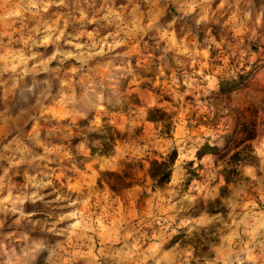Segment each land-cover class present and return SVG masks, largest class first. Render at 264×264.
<instances>
[{"label": "rangeland", "instance_id": "1", "mask_svg": "<svg viewBox=\"0 0 264 264\" xmlns=\"http://www.w3.org/2000/svg\"><path fill=\"white\" fill-rule=\"evenodd\" d=\"M191 2L157 6L143 39L120 44L108 10L127 16L129 0H0V264H30L22 237L41 233L38 264H264V33L238 44L229 32L217 47L208 41L225 39L230 14L216 13L209 37L182 19ZM97 49L109 59L97 64ZM85 66L126 77V103L66 115L81 80L71 69ZM151 107L169 116L167 128L146 119ZM98 125L120 134L102 155L87 147L100 142ZM239 129L253 138L233 137ZM246 143L253 157L227 162ZM203 144L219 150L197 158ZM171 149L170 179L151 191L147 161ZM227 165L236 174L220 196ZM125 170L134 185L111 193L101 173Z\"/></svg>", "mask_w": 264, "mask_h": 264}, {"label": "clouds", "instance_id": "2", "mask_svg": "<svg viewBox=\"0 0 264 264\" xmlns=\"http://www.w3.org/2000/svg\"><path fill=\"white\" fill-rule=\"evenodd\" d=\"M6 3L7 0H4ZM63 3V0H60ZM114 3V0H112ZM141 0H129V4L133 5L131 12L125 15L123 10L116 11L114 8H109L108 17H111L109 22H115L117 24L118 32L124 34L125 39L120 41V44L127 43L131 39H143L145 34V28H150L154 24L153 9L157 6H165L169 3V0H143L145 5H148L147 11H142L140 8ZM214 0H192L187 10L184 12L182 19L185 23L191 21L195 25L196 29L208 28V35L211 36V26L213 23H219L216 17L217 12L229 13V19L222 31H225V39L217 44L215 38H211L208 42L210 44H216L220 47L221 44L227 43L228 33L231 32L232 38L237 43L241 42V37L246 32H251V40L256 43L261 33H264V0H220L216 10L211 9V4ZM202 4H206L209 7L203 8L197 13V8ZM163 11V8H161ZM159 15V13H156ZM165 15H168L165 13ZM150 17L148 24L143 28L140 26V21L143 17ZM103 18V17H102ZM176 20L171 22L174 25ZM170 25V26H171ZM139 34V36H138ZM69 55H71L69 53ZM99 58L96 61L97 64L109 59V54L106 50L97 49L91 53V57ZM117 59L125 60L127 57H117ZM149 60L151 57L148 58ZM107 67V65H105ZM74 73L81 74V80L79 81L80 87L71 88L69 95L72 97V102L68 105L66 115L69 117L87 119L95 110L103 108L104 110H110L120 107L126 103V98L122 89V81L126 78L123 75H115L112 73L98 74L95 69L91 67L73 68ZM120 70L118 69L117 72ZM242 74V73H241ZM230 75L236 76V73ZM238 79L239 77L236 76ZM230 82V81H225ZM33 88L31 86L24 87V93L20 95L19 101L21 103H28V97L31 96ZM219 93V89H217ZM98 133L103 132V126L98 125L94 129ZM87 139V138H86ZM93 147H103V145L97 141L93 144ZM24 162L23 159L14 161L19 164ZM31 163V161H28ZM2 203V201H0ZM0 208V211H3ZM2 226V223H0ZM22 239L26 240V248L30 254V264H38L40 258L47 251V236L44 233L36 236H25Z\"/></svg>", "mask_w": 264, "mask_h": 264}, {"label": "trees", "instance_id": "3", "mask_svg": "<svg viewBox=\"0 0 264 264\" xmlns=\"http://www.w3.org/2000/svg\"><path fill=\"white\" fill-rule=\"evenodd\" d=\"M232 87H235L234 83H232V86H230V88ZM146 119L153 122H161L162 126H164L165 128H167V126L169 125V116L165 113V111L157 107L147 108ZM236 133H238L239 135L242 134V138L240 140H250L254 136L253 130H245V134H243V131L239 129V132H233V137ZM94 135L96 139L100 140V143L103 145V147H93V144L91 142H88L87 147L91 153H98L101 155L106 154L109 150H111L114 141L120 137V134L117 131L113 130L109 125H103V132ZM218 150L219 148L216 146L203 144L199 149H197L196 157L200 158L205 153H216ZM250 151V144L246 143L241 148H239V150L234 151L229 156L227 162L231 161L232 163H234V165H237L240 162L246 161L247 155L249 157H253L251 156ZM175 156V149H171L165 157L160 159L152 158L147 161L145 174L149 179V186L151 191L162 188L166 183H168ZM221 173L224 186L219 189L220 196H222L226 192V185L233 179V175L236 174V170L231 165H227V167H223L221 169ZM101 175L109 177L106 185L108 190L114 194L131 188L135 183L131 172L126 170L121 172L104 171L101 173ZM99 180L100 179H98L97 182H99ZM216 201L218 202V200Z\"/></svg>", "mask_w": 264, "mask_h": 264}]
</instances>
